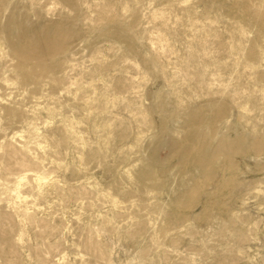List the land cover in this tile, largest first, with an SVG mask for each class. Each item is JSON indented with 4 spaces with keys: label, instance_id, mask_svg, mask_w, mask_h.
I'll list each match as a JSON object with an SVG mask.
<instances>
[{
    "label": "rangeland",
    "instance_id": "obj_1",
    "mask_svg": "<svg viewBox=\"0 0 264 264\" xmlns=\"http://www.w3.org/2000/svg\"><path fill=\"white\" fill-rule=\"evenodd\" d=\"M55 27L69 50L35 93L0 57V182L60 181L12 194L21 221L0 200V264H264V0H0V36ZM103 79L98 113L74 89Z\"/></svg>",
    "mask_w": 264,
    "mask_h": 264
},
{
    "label": "bare ground",
    "instance_id": "obj_2",
    "mask_svg": "<svg viewBox=\"0 0 264 264\" xmlns=\"http://www.w3.org/2000/svg\"><path fill=\"white\" fill-rule=\"evenodd\" d=\"M69 39V32L59 27L53 28L52 31H50V28H46V31L44 32L33 33L31 35H27L22 32L20 33L18 31H15L14 33L1 34L0 57H5L6 59L8 58L11 61L9 69L7 70L9 72V76H6L3 81L8 82L10 75H12L16 84L20 86H28L32 93H35L47 80L50 79L54 82L55 76L53 71L57 62L56 57L59 53L69 50ZM21 40H25L24 45L21 44ZM156 40H160L159 37H157ZM5 48L8 50L5 51ZM99 59L100 58H97V60ZM110 78L111 76L109 79ZM109 82L110 80L107 79L102 80L101 85L104 90L101 92L97 93L96 86L88 84L86 86L76 87L74 89V94L77 95L82 92L84 88L93 91V97H98L99 99V106L97 107L98 113H106L109 105V96L103 92L108 91V88L110 87ZM90 96V94L86 95L84 98V104H88ZM113 99L121 100L122 97H113ZM88 115L91 114L87 113V116ZM67 126L68 128L65 130L72 135L71 139L74 140L76 132L74 130L73 123L69 122ZM187 139L198 146H206L207 144L205 141L206 138L203 135H189L187 136ZM216 142L215 147L209 151L201 152L198 148L196 149L192 145L193 148L187 147L184 149V154L192 155L194 163L199 166H203L207 163H214V161L219 160L220 156L223 157L226 154L224 149H221V147H225V145H227L228 150L233 147L232 144L225 139H220ZM82 144L81 149L86 145V142L82 141ZM170 145L172 148H175L177 146V142L172 141ZM5 146L7 147V152L9 154H15L21 150L20 147L9 143H6ZM225 150L227 151V149ZM239 150L242 151V149ZM79 154H82V152H79ZM79 154L71 158V162L74 165L80 164L81 162ZM145 172H147V170ZM59 182L60 181L54 180L53 177H50L45 173H23L17 176L16 180L12 184L0 182V200L10 203L14 214L18 216L21 221V216L23 219H27L29 214L27 210H23L21 214V207L16 205L15 201H13L12 194L14 193L18 196L21 193V186L28 185L30 187L34 186L36 188L35 194L38 195L49 189L54 183L58 184ZM106 197L113 206H116L118 202L114 197L109 194H107ZM146 223L147 222L145 221V224Z\"/></svg>",
    "mask_w": 264,
    "mask_h": 264
}]
</instances>
